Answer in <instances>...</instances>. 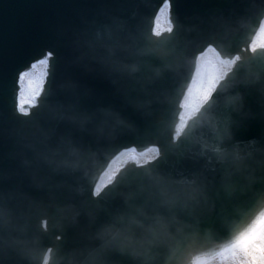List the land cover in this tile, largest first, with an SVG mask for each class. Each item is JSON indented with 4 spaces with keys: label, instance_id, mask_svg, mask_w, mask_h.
Instances as JSON below:
<instances>
[{
    "label": "clouds",
    "instance_id": "clouds-1",
    "mask_svg": "<svg viewBox=\"0 0 264 264\" xmlns=\"http://www.w3.org/2000/svg\"><path fill=\"white\" fill-rule=\"evenodd\" d=\"M178 42V32L145 38L126 19L113 16L102 27L74 30L66 63L107 75L128 103L144 108L152 101L140 93L168 72H180ZM150 56L161 63L151 64ZM86 94L73 73L53 77L38 111L25 118L15 114V123L0 127L19 163L15 173L0 170V264H45V257L46 264H172L178 250L200 236L222 194L264 187V147L249 151L233 142L230 123L205 111L186 127L184 148L203 158L211 174L205 171L197 184H188L150 166L121 174L101 196L92 191L89 196L103 158L132 125L110 108H85ZM225 103L239 111L242 96L228 95ZM20 174L35 192L13 182ZM229 181L234 191L226 189ZM240 223L231 224L215 245Z\"/></svg>",
    "mask_w": 264,
    "mask_h": 264
},
{
    "label": "water",
    "instance_id": "water-1",
    "mask_svg": "<svg viewBox=\"0 0 264 264\" xmlns=\"http://www.w3.org/2000/svg\"><path fill=\"white\" fill-rule=\"evenodd\" d=\"M165 0H0V127L7 128L18 118L14 111L15 75L18 70L43 56L48 49L54 51L51 61V77L59 78L73 73L88 94L83 104L88 110L110 108L120 112L132 125L125 131L103 158L97 176L108 161L123 148L136 145L138 149L159 145L164 158L153 165L166 174L179 179H199L205 168V160L194 156L185 148V138L179 146L173 133L180 112L179 104L189 86L200 52L214 45L224 57L241 55L233 72L223 81L212 99L203 107L223 124L228 122L233 132V142H239L249 151L264 147V49L251 53L249 43L264 17V0H172V21L178 32L177 52L181 61L179 73L168 72L161 80L149 86V92L140 95L152 101L144 108L128 103L111 78L102 73H87L66 63L67 42L76 29L102 27L113 16L128 21L143 37H152L155 17ZM179 25V28H177ZM104 33H101L103 37ZM165 33L162 36H168ZM246 47L247 51L243 50ZM153 64H160L156 56L147 57ZM224 85H228L227 91ZM49 87V85H48ZM239 93L242 106L239 111L225 103L226 96ZM38 111V108L35 112ZM182 113V111H181ZM25 118V117H21ZM176 133V132H175ZM85 142L91 137L77 133ZM175 137V136H174ZM13 145L5 134H0V170L17 172L19 163L12 158ZM137 169L129 165L121 174ZM120 174V175H121ZM25 191L35 190L27 176H13ZM91 189L88 195L91 196ZM39 195L38 193H36ZM264 200V187L254 191L237 188L231 195L222 194L217 207L204 219L199 237L186 243L172 258V264L184 261L193 249L210 248L217 238L235 221H242L260 209ZM116 203V202H114ZM240 224L232 228V232ZM72 234H69L71 242ZM165 254L162 253V258ZM114 257L120 259L119 254Z\"/></svg>",
    "mask_w": 264,
    "mask_h": 264
},
{
    "label": "snow or ice",
    "instance_id": "snow-or-ice-1",
    "mask_svg": "<svg viewBox=\"0 0 264 264\" xmlns=\"http://www.w3.org/2000/svg\"><path fill=\"white\" fill-rule=\"evenodd\" d=\"M171 10L172 0H165L160 9V16L156 20L155 36L162 35V17L163 24L167 25L163 29L169 32L173 30ZM54 56V51L48 49L40 59L32 61L28 66L16 72L14 111L18 117L32 116L49 92L51 61ZM239 59L240 57L237 56L235 60L224 61L226 67L223 68L222 72L219 65H214L216 72L206 80L202 78L196 91L190 93V97L185 102V112L181 113V120L177 125L178 130L174 137L176 142H179L186 127L200 113L203 105L211 99V94L215 91L219 81L231 71L232 65ZM2 87L3 81L0 79V88ZM0 120H2V117H0ZM224 151L228 152L227 146ZM121 158H123L122 163H117ZM163 158L164 152L159 145H152L143 150L137 149L135 146L122 149L103 172L97 176L92 192L97 197L101 196L117 180L122 169L127 168L130 164L137 169H144L156 165ZM113 165H115V168H113ZM181 180L188 184L198 183L197 177H184ZM262 183H264V179H262ZM225 187L228 191L235 190V185L231 181L227 182ZM42 223L47 228L48 218L44 217ZM46 262L47 257H45V264ZM187 264H264V200L261 201L260 209L252 212L242 220L240 225L223 243L213 245L210 248L193 249L188 252Z\"/></svg>",
    "mask_w": 264,
    "mask_h": 264
},
{
    "label": "rangeland",
    "instance_id": "rangeland-1",
    "mask_svg": "<svg viewBox=\"0 0 264 264\" xmlns=\"http://www.w3.org/2000/svg\"><path fill=\"white\" fill-rule=\"evenodd\" d=\"M161 23L162 25H164L163 17L161 18ZM261 45L264 46V26L262 27ZM214 65H219L220 71H223V62L220 60L215 51L210 50L207 52V54H204L200 59L199 66L196 72V77L191 87V93H194L196 91L197 85L201 82L202 78L206 80L209 76H212L216 72Z\"/></svg>",
    "mask_w": 264,
    "mask_h": 264
},
{
    "label": "bare ground",
    "instance_id": "bare-ground-1",
    "mask_svg": "<svg viewBox=\"0 0 264 264\" xmlns=\"http://www.w3.org/2000/svg\"><path fill=\"white\" fill-rule=\"evenodd\" d=\"M159 18V17H158ZM264 26V24H263ZM164 27H167V25H164ZM261 41H262V30L259 31L258 35L255 37L251 47H252V50H255V49H258V48H262L264 47L263 45H261ZM210 51V50H208ZM207 51V52H208ZM207 54V53H205ZM202 58V57H201ZM226 61V60H224ZM224 61L223 62V66L226 67V65L224 64ZM234 65V64H233ZM232 65V67H233ZM190 93H191V87L188 89V91L185 93V96L183 97L182 101H181V105H182V113L185 112V102L186 100L190 97ZM181 120V114H180V117H179V122ZM178 125V124H177ZM178 130V129H177ZM122 160L123 158H121L120 161H117V163H122ZM113 168H115V165H113Z\"/></svg>",
    "mask_w": 264,
    "mask_h": 264
}]
</instances>
